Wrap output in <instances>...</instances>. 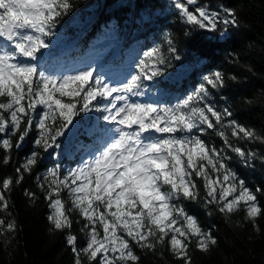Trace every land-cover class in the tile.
I'll return each mask as SVG.
<instances>
[{"label": "snow or ice", "instance_id": "snow-or-ice-1", "mask_svg": "<svg viewBox=\"0 0 264 264\" xmlns=\"http://www.w3.org/2000/svg\"><path fill=\"white\" fill-rule=\"evenodd\" d=\"M173 6L192 26L185 32L189 38L203 30L223 39L239 26L234 9L213 10L201 0H174ZM72 8L71 0H0V150H20L33 131L37 133L34 144L49 155L58 149L57 155H63L79 135L107 137L102 147L76 144L88 157L82 156L76 168L62 174L57 165L37 177L52 209L50 230H68L66 241L75 264H82L81 256L88 264H138L134 248L154 250L157 245H166L183 264H191L188 249L193 241L206 252L217 240L181 201L215 205L226 215L243 207L246 219L257 227L256 219L264 215L258 195H264V190L246 186L230 162L234 153L249 168L257 160L264 163V153L236 144H264V134L238 122L229 107L219 108L211 98V90L225 87L224 74L205 75L193 93L172 106L133 100L145 95V81H158L175 67L173 61L182 60L170 37V58L154 47L139 60L135 74L115 83L91 64L68 75L48 74L40 61L44 50L55 47L52 37L58 35L60 22ZM104 55L115 61L122 50L106 49ZM93 111L106 113L102 119L112 127L81 131L75 118ZM210 130L222 145L203 138L210 137ZM109 132L114 135L109 137ZM39 158V151H31L16 168L15 183L31 173ZM10 160L6 155L3 163ZM198 179L203 181V197ZM13 183L9 177L0 186L4 210L9 207L6 193ZM62 192L71 200L67 209ZM25 195L35 198L32 192ZM73 212L84 221L80 227L83 246H78L72 233ZM4 225L0 219V226ZM6 227L15 231V221Z\"/></svg>", "mask_w": 264, "mask_h": 264}, {"label": "trees", "instance_id": "trees-1", "mask_svg": "<svg viewBox=\"0 0 264 264\" xmlns=\"http://www.w3.org/2000/svg\"><path fill=\"white\" fill-rule=\"evenodd\" d=\"M71 2L73 8L60 22L58 35L52 37L55 47L44 50L46 55L40 61L48 74L68 75L91 64L98 72L107 73L106 80L115 83L129 74H135L139 60L144 59V54L154 47H159L161 54L170 58L167 50V39L170 37L182 60L173 61L175 67L158 81H145V95L132 99L172 106L193 93L205 75L220 71L225 76V87L211 90V98L216 101L217 107H229L234 119L264 134V0H201L213 10H235L239 26L231 29L223 39L214 38V33L203 30L194 32L191 38L187 37L185 32L191 31L192 26L178 15L173 6L174 0ZM116 47L122 50L121 57L115 61L108 60L104 51ZM50 51L52 54H47ZM169 74L174 75L167 79ZM105 114L95 111L83 113L75 118L74 123L79 121L81 131L89 127L111 128L102 119ZM112 135L109 132L108 136ZM36 138L37 133L33 131L20 150H0V186L5 178L10 177L14 181L6 193L8 209L0 208V219L5 221V225L0 226V264H75V256L66 241L68 230H50L48 217L52 209L45 193L38 187L41 181L37 177H43L48 169L57 165L62 174L76 168L82 156L88 158L75 147L76 144L82 141L90 146L102 147L107 137L85 138L79 135L63 155H57L61 151L59 149L49 155L37 148L34 144ZM203 138L222 145L220 138L211 130L210 137ZM12 142L15 144V137ZM61 144L63 147V140ZM236 144L264 153V144L259 142L238 141ZM33 150L40 153L37 164L31 173H24L21 183H15L16 168ZM6 155L11 160L4 164ZM232 155L234 158L230 166L246 186L264 190V163L257 160L255 166L249 168L241 164L234 153ZM197 183L203 197V181L198 179ZM26 192L35 193V198L30 199ZM61 198L66 209L71 206L67 192H62ZM258 200L264 206V195H258ZM181 203L198 218L204 230H211L217 240V244L206 252L196 247L193 241L188 249L191 264H264V215L256 219L257 227H254L246 219L243 207L226 215L221 214L215 205L206 207L200 202ZM72 217V233L77 235L78 246H83L85 236L80 227L84 221L76 212L72 213ZM12 221H15L16 230L8 231L6 226ZM134 251L140 257L138 264H183L166 245H157L154 250L134 248ZM81 260L82 264H88L86 257L81 256Z\"/></svg>", "mask_w": 264, "mask_h": 264}, {"label": "rangeland", "instance_id": "rangeland-1", "mask_svg": "<svg viewBox=\"0 0 264 264\" xmlns=\"http://www.w3.org/2000/svg\"><path fill=\"white\" fill-rule=\"evenodd\" d=\"M113 135H114V133H113Z\"/></svg>", "mask_w": 264, "mask_h": 264}]
</instances>
